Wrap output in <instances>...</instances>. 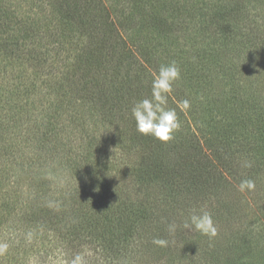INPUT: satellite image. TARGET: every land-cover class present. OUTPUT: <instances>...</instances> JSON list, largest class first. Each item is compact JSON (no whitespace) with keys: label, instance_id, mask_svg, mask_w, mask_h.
Returning <instances> with one entry per match:
<instances>
[{"label":"trees","instance_id":"16d2710c","mask_svg":"<svg viewBox=\"0 0 264 264\" xmlns=\"http://www.w3.org/2000/svg\"><path fill=\"white\" fill-rule=\"evenodd\" d=\"M214 1L0 0V118L5 117L4 123L0 122V136L5 138L0 161H4V170L12 171L10 177L1 171L0 244L6 243L8 248L0 254V264H29L32 259L47 264V256L39 258L45 249L66 251L65 259L70 263L68 246L84 238L76 232L97 226L111 228L110 232L118 224L87 220L90 215L78 221V211L86 215L88 209L102 203L101 215L108 219L107 209L113 204L119 207L121 198L137 201L140 210L132 218L135 225L127 224L118 236L106 241L107 245L100 241L102 249L111 254L109 262L103 264H129L124 261L128 254L147 255L151 249L159 252L163 248V255L172 257L174 251L183 258L187 253L200 254L201 234L183 225L194 212L203 211V202L210 196L220 205L224 199L221 185L227 182L224 171L232 174L233 164L235 171L264 172V62L256 65V70L252 60L248 68L250 62H232L234 58L221 54L231 50L222 38L237 37L231 25L248 19L247 7L256 9L251 14L253 22L247 23L248 27L254 23L256 33L253 28L247 30L258 35L259 41L252 42V48L246 44L251 54L240 47L234 55L249 61L252 54L257 57L258 50L264 49V0ZM169 46L175 51H169L165 59L153 58V53ZM202 53L204 57L194 59ZM17 55H22L23 61ZM172 61L180 68L181 78L169 94L174 103L171 108L183 121L187 114L191 116L195 125L182 124L174 139L162 143L136 131L131 108L150 97L153 73ZM185 99L191 105L186 111L179 107ZM86 111L93 123L113 124L118 117L126 121L124 126L129 123L126 138L116 137L113 148H124L126 141L136 146L153 145L156 153L164 151L159 157L167 156L166 149H177L187 165L180 164L177 171H144L146 164L135 169L138 161H133L128 165L130 171H118L126 186L114 188L110 174L97 173L103 166L100 160L88 172L87 159L78 151L68 154L79 146L75 132L80 127L86 132ZM66 121L69 131L63 138L59 132L64 133ZM93 130L98 134L97 128ZM58 136L63 140L52 146L62 147L65 155L60 163L66 169L60 170V166L57 170L56 164L55 170L49 165V170L43 171L47 165L43 166L39 154L48 151L46 141H58ZM199 136L215 162L204 152H191L199 148ZM31 163L38 168L36 173L29 169ZM197 166L200 173L195 177L191 169ZM161 177L166 182L162 188L170 194L159 202L161 195L151 196L146 190ZM176 177L196 186L200 193L195 195L180 185L170 191ZM23 178L27 188L18 191L15 187ZM128 189L132 194L122 192ZM114 211L119 222L123 213L118 208ZM131 212L124 217H131ZM170 223L176 225L171 233ZM185 231L191 236L186 237ZM154 238L166 239L168 245L158 248L152 243Z\"/></svg>","mask_w":264,"mask_h":264},{"label":"rangeland","instance_id":"374dc122","mask_svg":"<svg viewBox=\"0 0 264 264\" xmlns=\"http://www.w3.org/2000/svg\"><path fill=\"white\" fill-rule=\"evenodd\" d=\"M221 1V0H220ZM214 2H217L215 0ZM21 5H24L22 2ZM250 15L248 16V19L244 20L243 22H235L232 24V27H235L236 36L235 38L232 39H227L222 38V41L225 43L224 46H229L231 47V50L226 52H221L223 56H227L229 58H234L231 61L238 60L241 63H248L251 60L253 61L254 67L256 70V65L262 64L264 62V49L261 47L258 50L257 57H255L254 54H252L251 57H249V61H243L240 60L241 58H236L235 52L236 50L240 49L245 54H251V52L248 51L246 44H249L248 47L252 48L253 44L252 42H258L259 37L258 35H253L247 28H253L254 23L250 25V27L247 26V23L253 20L251 14H253L256 9L255 8H250L247 7ZM171 9V8H168ZM253 22V21H251ZM240 23V24H239ZM261 27V26H260ZM262 26L261 28H263ZM255 28V27H254ZM253 28V33H256ZM241 32V33H240ZM233 33V32H232ZM180 38L178 41H182V33L179 34ZM184 36L189 37L186 33H184ZM254 37V39H250ZM200 38V36H197ZM169 40L173 41V38H169ZM195 43L196 41L193 40ZM244 46L242 47L241 45ZM240 45V46H239ZM173 46V45H172ZM168 47V50L163 51L162 49L157 52L153 53V58H162L165 59L169 55V51H175L172 50L171 47ZM175 49V46H173ZM211 50V47L209 48ZM233 49V50H232ZM174 53V52H173ZM205 53H202L201 55H196L194 57L195 60L201 59V57H204ZM23 56L22 55H17V58L19 60L23 61ZM258 58V59H255ZM263 61V62H262ZM251 67V62L248 68ZM260 79L259 78H254V81L258 83ZM256 83V84H257ZM23 95H16V98L24 100L25 97H22ZM178 99V98H177ZM1 104V103H0ZM173 101L167 102V107L171 108V105L173 106ZM72 106V105H71ZM1 108V106H0ZM85 117L87 118L86 124L84 126L86 132L81 131V128L79 129V132H75V141H78L79 146L77 148H73L70 146V148H73V152H69L68 154L72 153L71 156L75 151H78V153L81 155V157H84L83 159H87L89 164L86 165L85 170L89 172L90 170H93L94 167L96 166L98 160L102 162V167H100V171H98V174H104L107 172L108 174L111 175L112 180L114 181V188L118 189L120 186H126L124 183H121L120 175L118 171H130L129 169V164H131L133 161H138V166L135 167V169H140V166L144 163L148 167L144 171H177L180 167V164H184L183 166L187 165V161H185L183 158H180V152L177 150L172 149H166L167 146H165L166 151L168 152L166 157H159L161 153H164L162 151L161 153H156V151L153 150L154 146L153 145H143L141 143L136 146L132 141H126L124 148L122 146L119 148H113V143L115 142L116 137H120L121 139L126 138V133L130 130L129 123L127 126H124L126 121L123 120L122 118L116 119V121L113 122V124L109 123H101L95 122L94 124L93 121L91 120L92 115L88 111L85 113ZM117 117V116H116ZM5 118V117H4ZM4 118H0V122L4 123ZM94 118V116H93ZM125 118L128 120V117L125 116ZM2 119V121H1ZM183 118H180L181 126L182 124H190L192 127H194L195 123L193 121V118L187 114V117L185 116V121L182 120ZM11 123V120H10ZM67 127L64 129V133L59 132V134L64 138V135L66 137V132L69 131V122L66 121ZM94 124V125H93ZM103 124V125H102ZM71 126H77L78 124L72 123ZM5 127V126H4ZM3 127V128H4ZM94 128L98 129V134L94 133ZM55 129H58L56 127ZM120 129V130H119ZM124 130L123 132H121ZM128 130V131H127ZM120 131V132H119ZM92 134L93 137L86 136V134ZM124 133V134H123ZM198 133V132H197ZM116 135V136H115ZM13 137V135H12ZM58 141H46V147L48 151L42 150L41 153L39 154V158L42 159V164L45 166V169L43 171H48L49 170V165L51 167H54L53 170L57 166L60 167V170L66 169L64 167L65 165H61L60 162H62V157H64V151H62V147L59 146L56 148V146H52L54 143L60 142L63 140L60 136H58ZM3 137L0 136V146L4 142ZM95 139V140H94ZM90 140L92 143H87L85 144L84 141ZM65 141V140H64ZM63 141V143H64ZM198 141V149H191L192 153H205L208 158H213L211 151L206 148V145L203 143V140L200 138V136L197 139ZM124 142V141H123ZM128 145H132V147H128ZM92 152H86L90 148H92ZM101 148V150H99ZM195 150V152H194ZM174 152V157L171 158L172 153ZM83 154V155H82ZM1 156V155H0ZM158 156V158H157ZM205 156V159L207 158ZM241 159L243 160H249L248 157H242ZM179 161L183 163H179ZM213 161L215 162V159L213 158ZM235 161V160H234ZM4 162V161H3ZM0 161V180L1 179V171L4 170L5 164ZM179 163V164H178ZM232 163V162H230ZM108 164V167H107ZM235 164V163H234ZM156 166H158L156 168ZM233 168L232 174H228L226 171H224L223 177L227 180V182L223 185H221V194L224 196L223 201L218 204L216 203L213 199L212 196H210V200L208 199L206 202H203L204 205H202V210L207 211L211 213L213 220L216 224L218 234L212 238L209 239L207 236L201 235V241H200V246L202 247V250L200 254L195 253L193 255L186 254V258H183L181 256L182 253H179L178 251H174L173 253H176L175 256H166L163 255L165 253L164 249L162 248L159 252L151 249V251L147 252V255L152 254V256H147L146 254H140L134 255L132 253L130 256L129 254L125 257V262L129 264H264V172H257V174L251 173V171H246V170H241V171H235L237 167L231 165ZM29 168V167H28ZM32 172L35 171L37 172V167H33L32 163L30 164L29 168ZM185 169H187L185 167ZM41 170V171H42ZM195 173V177L200 173V168L197 167H192L191 169ZM188 171V170H187ZM12 171L4 170L5 175L11 176ZM84 172V171H83ZM161 176V175H159ZM158 176V177H159ZM190 182V179L187 178ZM11 179H8L10 181ZM245 180H251L255 187L251 190L245 189L243 192L239 190V185L241 184L242 181ZM12 181V180H11ZM7 182V180H6ZM78 182V179H77ZM13 183V182H12ZM166 182L164 181V177L160 178L159 181L153 182L152 185L148 187L146 190L149 195L155 196V195H161L159 197V202H161L162 198H165V195H169V190L165 192V190L162 188V186ZM79 184V183H78ZM176 185H180L184 188H187L191 192L195 193V195L199 194L200 191L199 189L188 183L185 179L181 177H176L171 180V186L169 187L170 191L175 189ZM13 187L14 186H10ZM226 187V188H225ZM27 188V181L25 178H23L22 181H20L15 189L18 191H23ZM126 192V195L128 192L132 194V190L128 189ZM117 197H119L118 194H116ZM221 196V195H220ZM226 196V197H225ZM212 197V199H211ZM122 202L118 208L120 212H122V217L119 222L116 220L118 219V212L114 211L117 208H114V204L111 205L107 210L110 211L108 219L102 216L100 208L103 209L104 205L102 203H96L94 206H92L90 209L87 210L86 215L83 214L84 211H78L76 214L78 221L81 220L82 217H87V220H92L96 219L98 221H103L107 223L109 226V222L112 223H118L116 229L109 230L107 227H102V226H97V227H92L88 232L84 230H80L76 232L77 235H83L84 238L80 241H72L68 248L70 249V253L72 252L70 258L71 261L72 259L77 255H82L86 264H103L109 262L110 255L109 252H107L106 249H102L103 245H100V241H104V244L107 245L106 241L111 239L112 237H116L119 235L121 231H123L124 227H128L127 224H131V226L135 225V223H132L131 221L133 220L132 218H135L136 211H139V207L137 206V201L128 199V198H121ZM149 200V199H148ZM216 200V198H215ZM119 201V200H118ZM223 203V206H221ZM139 205V204H138ZM221 208L217 209V207ZM132 210L131 212V217H124L129 210ZM113 216V217H112ZM124 218H130V220L124 219ZM107 219L108 221H106ZM112 220V221H109ZM126 220V221H125ZM121 227V228H120ZM194 231V230H193ZM186 233V231H185ZM192 233V232H191ZM85 234L87 236H85ZM80 236V237H81ZM191 236L186 233V237ZM90 238L93 239L90 241ZM193 241L195 240L192 238ZM105 248V247H103ZM159 248V247H158ZM168 250V249H167ZM207 252H204V251ZM46 251V252H45ZM170 251V250H169ZM43 253H40L41 256L39 258H42L44 255L47 256L45 262L47 264H70L67 263L65 259L64 253L63 252H58L56 251H48L45 249L42 251ZM178 252V253H177ZM204 252V253H203ZM68 255V254H67ZM163 255V256H161ZM33 258V257H32ZM31 258V259H32ZM168 259L166 262L165 259ZM199 258V263L197 262V259ZM30 259V260H31ZM29 260V261H30ZM43 261V260H41ZM29 264H43V262H38L34 261L33 259L30 261ZM112 264V263H109Z\"/></svg>","mask_w":264,"mask_h":264},{"label":"clouds","instance_id":"9594fccd","mask_svg":"<svg viewBox=\"0 0 264 264\" xmlns=\"http://www.w3.org/2000/svg\"><path fill=\"white\" fill-rule=\"evenodd\" d=\"M181 78L180 68L175 61L161 64L153 73L151 81V95L137 101L131 108V115L135 122L136 131L144 136H151L159 142L166 143L174 139L175 133L180 130L181 122L176 109L167 107L169 94L173 90V84ZM190 101L185 99L179 102L182 110L190 108ZM255 187L251 180L242 181L239 190H251ZM184 228L193 229L209 239L218 234L213 217L208 211L194 212L184 223ZM176 225H168L169 232H174ZM31 234H29L30 236ZM152 243L158 247H166L168 241L162 238H154ZM6 243L0 244V254L7 251ZM71 264H86L82 255L77 254Z\"/></svg>","mask_w":264,"mask_h":264}]
</instances>
